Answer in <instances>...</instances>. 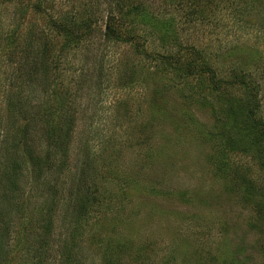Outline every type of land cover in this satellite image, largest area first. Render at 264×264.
I'll use <instances>...</instances> for the list:
<instances>
[{
	"label": "rangeland",
	"instance_id": "obj_1",
	"mask_svg": "<svg viewBox=\"0 0 264 264\" xmlns=\"http://www.w3.org/2000/svg\"><path fill=\"white\" fill-rule=\"evenodd\" d=\"M194 1L123 8L167 21ZM116 2L0 0V264H264L247 116V87L264 108V0H211L164 38L135 27V47L103 37Z\"/></svg>",
	"mask_w": 264,
	"mask_h": 264
},
{
	"label": "trees",
	"instance_id": "obj_2",
	"mask_svg": "<svg viewBox=\"0 0 264 264\" xmlns=\"http://www.w3.org/2000/svg\"><path fill=\"white\" fill-rule=\"evenodd\" d=\"M125 0H117L115 3V6H117V9L119 12H116L114 17H110L109 21L107 22L103 37L105 38H111L119 41H133V45L135 47V37L136 32L134 33L135 27H140L141 25H145L149 30L147 33L152 34V30H154V33L159 32L162 38L171 35L174 33L173 29L175 28L176 24H186L188 22L195 23L197 22L200 25L204 24V19L206 18V11H208V7L212 3L211 0H195L194 3H191L193 5H188L184 7V13L172 16L170 20L165 21L164 17L162 18V15H157V12L155 10H152L149 5H144L143 3L138 4H131L126 6V9L123 7ZM117 4V5H116ZM130 15L132 18H130ZM126 22V25L123 27V24ZM53 26H55L58 30L62 31L63 33L69 32L72 28L67 23L57 22L53 23ZM157 36V34L155 35ZM172 36V35H171ZM173 39H176L175 37ZM144 39L143 41H145ZM172 44H175V41L172 42ZM185 60L182 61L180 64V67L178 71L179 75H190L192 74L193 68H195L198 64L199 56L197 51H195V55H191L190 53L185 54ZM176 67H174L175 69ZM176 72V71H175ZM208 74L209 81L213 86H216L215 79V73L214 69L209 67L205 69V71ZM177 73V72H176ZM235 82L240 83L242 86L247 87V79L244 74H235L234 75ZM239 79V81H238ZM234 83V82H233ZM235 84V83H234ZM250 91L247 94V116L249 119L251 118V121L254 120H260L258 124H255L257 127V131L255 134L259 137V142L264 143V116L261 118L259 116V112H261L264 108L262 105H260V100L258 99V96H260V92L258 90L255 92L253 87L252 91L249 87H247ZM54 91V87L50 89V92ZM55 93V92H53ZM259 104V105H258ZM260 108L262 110H260ZM255 125L253 127L255 128ZM5 170V169H4ZM3 170V171H4ZM7 172H4L6 174ZM3 174V175H4ZM15 174V173H14ZM7 176L4 178V183ZM17 179L14 177L13 179H10V181L7 183L8 187L10 186L11 189H17ZM5 217V214H4ZM5 236L3 237L0 235V249L3 251L4 248H6V244H8V230L9 225L6 227L3 226ZM2 239V240H1ZM1 255V254H0ZM1 256H0V263H1ZM39 262V261H37Z\"/></svg>",
	"mask_w": 264,
	"mask_h": 264
}]
</instances>
